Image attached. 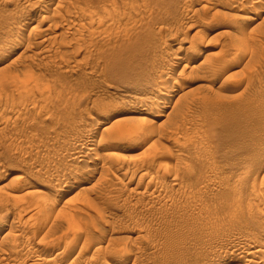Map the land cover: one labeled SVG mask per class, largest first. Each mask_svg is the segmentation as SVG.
<instances>
[{
    "label": "rangeland",
    "instance_id": "obj_1",
    "mask_svg": "<svg viewBox=\"0 0 264 264\" xmlns=\"http://www.w3.org/2000/svg\"><path fill=\"white\" fill-rule=\"evenodd\" d=\"M263 225L264 0H0V264H246Z\"/></svg>",
    "mask_w": 264,
    "mask_h": 264
},
{
    "label": "bare ground",
    "instance_id": "obj_2",
    "mask_svg": "<svg viewBox=\"0 0 264 264\" xmlns=\"http://www.w3.org/2000/svg\"><path fill=\"white\" fill-rule=\"evenodd\" d=\"M73 5V4H72ZM61 6V5H60ZM84 12H86V11H84ZM87 12H88V10H87ZM88 15V14H87ZM93 19V18H92ZM90 20V19H89ZM52 26V25H51ZM48 29V28H47ZM50 29V28H49ZM51 30V29H50ZM48 31V30H47ZM49 32V31H48ZM6 39V38H5ZM47 40H48V38H47ZM46 40V41H47ZM43 41H45V40H43ZM177 59V58H176ZM160 94V93H159ZM163 96V98H161L160 100V102H158L157 103V105L160 103L161 105L164 103L163 101L164 100H166L167 98H169L170 97V95H168L167 93H165L164 95H162ZM164 99V100H163ZM152 104V103H151ZM152 105H150V107H151ZM141 107V106H140ZM149 107V106H148ZM148 107H147V109H148ZM151 108H159L158 106H152ZM145 109V108H144ZM147 109L145 110V111H147ZM142 110H143V108H142ZM149 111H151V110H149ZM148 111V112H149ZM159 111V110H158ZM157 111V112H158ZM156 112V113H157ZM153 113V112H152ZM151 113V114H152ZM156 113H154L153 115H155ZM163 113V112H162ZM161 112H159V113H157L156 114V116H154L155 118L154 119H156L155 121H157V120H159L160 119V117H164V115L162 114ZM166 113V112H165ZM166 116V115H165ZM142 120V119H141ZM145 120V119H144ZM150 122H154V121H147V123H150ZM144 123V122H143ZM108 129V128H107ZM96 158V157H95ZM94 158V159H95ZM127 173V172H126ZM126 173L124 174V175H126ZM138 179V178H137ZM140 179V178H139ZM142 180H143V178H141ZM139 181V180H138ZM140 182V181H139ZM138 182V183H139ZM173 182V181H172ZM142 184V183H141ZM176 184H177V182H176ZM114 185V184H113ZM147 188V187H146ZM149 188V187H148ZM155 189V188H154ZM152 194V193H151ZM150 195V194H149ZM46 205V204H45ZM251 207V206H250ZM236 208V207H235ZM242 207H239V209H241ZM238 209V210H239ZM243 209V208H242ZM241 209V211H243ZM249 209V208H248ZM232 210V209H231ZM253 210V209H252ZM237 211V210H236ZM248 211H250V210H248ZM242 213V215L244 216V214H243V212H241ZM233 214V213H232ZM239 214V213H238ZM241 215V214H240ZM235 216V215H234ZM237 216V215H236ZM238 217H239V215H238ZM245 217V216H244ZM235 218H237V217H235ZM239 218H242L241 216L239 217ZM232 220V219H231ZM258 220V219H257ZM237 221V220H236ZM241 221V220H240ZM252 221H254V220H252ZM244 222H246V221H244ZM256 223V222H255ZM258 223H259V221H258ZM246 224V223H245ZM261 225V224H260ZM264 226V225H263ZM260 229V228H259ZM252 231V230H251ZM251 231H250V233H251ZM249 232V231H248ZM248 232H246V233H248ZM262 232H263V230H262ZM249 233V234H250ZM10 234V233H9ZM9 234L7 233V234H4L3 236H2V238H1V240H2V242H5V243H9L11 240H10V236H9ZM251 234H253V232L251 233ZM250 234V235H251ZM255 235V234H254ZM264 235V234H263ZM244 236H247V235H245L244 234ZM243 236V237H244ZM16 238V237H15ZM237 238V237H236ZM246 238V237H245ZM253 238H255V237H253ZM250 239V238H249ZM252 239V238H251ZM256 239L258 240V238L256 237ZM237 240V239H236ZM236 240H235V242H236ZM239 240V239H238ZM243 240V239H242ZM245 240V239H244ZM253 240V239H252ZM262 240V239H261ZM17 241V240H16ZM245 241H247V240H245ZM256 241V240H255ZM1 242V243H2ZM15 242V241H14ZM14 242H13V244H14ZM234 242V241H233ZM244 242V241H243ZM252 242V241H251ZM245 243V242H244ZM247 243H248V241H247ZM250 243V242H249ZM263 243V242H262ZM11 245L10 246H12L13 244L12 243H10ZM235 244V243H234ZM237 244V243H236ZM241 244V243H240ZM260 244V243H259ZM258 244V245H259ZM263 245V244H262ZM17 246V245H16ZM233 245L231 244V247H228L227 248V250L225 251L226 253L227 252H230L231 253V256H232V258L230 259V260H233V261H235L236 259L238 260V257L239 256H242L243 254H239V256H238V254H235L234 252L235 251H233V249H236V248H233L232 247ZM242 246V245H241ZM244 246V245H243ZM9 247V246H8ZM236 247V246H235ZM245 247V246H244ZM258 247V246H257ZM233 248V249H232ZM246 248V247H245ZM241 249H243V247H241ZM261 249V248H260ZM260 249H256L255 247H254V244H249L248 246H247V250H244L245 252H244V255L246 256V257H249V260H247L246 259V264H257V263H255V262H253L251 259H255V258H258L259 259V263L258 264H264V251H261ZM12 250H14V249H12ZM239 250V249H238ZM9 251V250H8ZM240 251H242V250H240ZM239 251V252H240ZM225 252L223 251V253L225 254ZM237 252V251H236ZM239 252H237V253H239ZM242 253V252H241ZM235 254V255H234ZM60 256V255H59ZM230 256V257H231ZM4 258V257H3ZM6 258V257H5ZM241 258V257H240ZM236 260V261H237ZM242 259H240V262H242L241 261ZM244 260V259H243ZM231 262V261H230ZM244 262H245V260H244Z\"/></svg>",
    "mask_w": 264,
    "mask_h": 264
}]
</instances>
